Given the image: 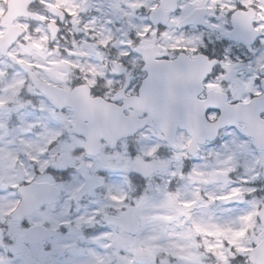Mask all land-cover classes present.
Returning a JSON list of instances; mask_svg holds the SVG:
<instances>
[{
	"label": "flooded vegetation",
	"instance_id": "flooded-vegetation-1",
	"mask_svg": "<svg viewBox=\"0 0 264 264\" xmlns=\"http://www.w3.org/2000/svg\"><path fill=\"white\" fill-rule=\"evenodd\" d=\"M119 1L49 0L55 7L48 8L41 5L40 0H16L13 6L18 4V14L13 18L9 16V21L8 14L4 16L8 10V0H0V40L10 25L15 26L13 32L17 34L12 43H0V92L4 90L7 95L4 97L0 94V107L16 108L19 105L23 109L34 108L37 111L41 101L53 107L57 114L68 115L70 122L61 126L57 137L52 139L69 140L73 136L79 142L77 151L80 157H83V153L84 157L90 158L113 153L122 142H131L150 127L158 131V126L149 118L136 135L120 139L113 147L100 136L99 142L103 145L100 154L88 155L84 150V137L68 130L78 121L73 104H85L87 110L99 113L98 118L101 113L143 117L147 111L155 109L171 113L165 114V118L169 121L167 124L177 130L176 137L170 147L160 134V144L155 149L159 151L155 155L165 157L168 151L179 146L180 134H184L186 140L178 156L179 170L183 168L185 156L195 160V156L204 148L220 145L224 132L244 141L245 148L249 147L261 160L264 150L256 148L254 139L241 128H254L253 125H247L264 120V99L257 101L256 105L248 104L252 98L264 94V49L253 53L248 51L244 43L237 41L250 35L248 23L253 28L257 21L264 24V0H135L134 4L146 5L150 11L142 7L131 9V0ZM112 2L114 4H110ZM220 4H235L237 8H242L235 19L247 23L232 33L233 47L230 54L224 53L225 46L229 44L228 39L209 45L207 53L203 48L197 51L199 33H204L207 41L209 35L216 40L217 34L223 30L232 31L234 18L231 13L225 17ZM245 4L247 7H244ZM212 7L215 8V16L211 15ZM66 8L74 14L68 16ZM127 8L131 11L132 22L131 15L125 14ZM224 12H227V7ZM53 13L56 23L51 19ZM41 16L49 19L41 21ZM225 19L227 24L224 23ZM161 25L167 30L163 31L162 28L161 32L153 31ZM213 25L217 27L213 28ZM130 27L131 32L128 33ZM145 32L147 35H144ZM137 33L141 37L138 38ZM254 47L260 48L258 44ZM138 48H145L144 58ZM56 56H59L58 59ZM196 57L204 59L195 63L192 61L189 66L186 61ZM205 65L209 70L200 85L201 68L204 69ZM40 80L48 85L52 94L47 95L39 90ZM143 84L145 89L140 93ZM209 94H212L210 102L213 106L205 110L208 121H214L219 116L221 104H239L242 114L234 124L221 128L214 140H205L192 149L189 145L190 136L183 130L184 127H190L188 124L183 125L186 118L184 113L199 111L200 104ZM93 118L95 115H86L83 122L88 123ZM132 156L134 158L137 154ZM141 159L142 164L151 163L154 166V172L148 176L150 178L159 166L151 159ZM189 169L184 170L188 172ZM169 177H165L163 189L165 197L169 196L167 205L171 210L178 211L170 214L169 218L175 220L178 215H183L179 213V208L172 205L173 198L177 199L181 179L177 175L170 196L167 185ZM32 180L37 179L19 180L17 190L19 185ZM48 181L57 184L54 178ZM133 185L131 192L139 195L135 191L138 182ZM18 193L20 201L22 194ZM261 196L264 199L262 193ZM55 202L38 206L34 212L22 216L18 221L29 219L33 214L54 206ZM32 223L48 224L27 220L23 231ZM21 236V233L17 236L18 242L31 251L26 254L27 264L39 263L42 252L50 249L49 238L30 243L21 240Z\"/></svg>",
	"mask_w": 264,
	"mask_h": 264
},
{
	"label": "rangeland",
	"instance_id": "rangeland-1",
	"mask_svg": "<svg viewBox=\"0 0 264 264\" xmlns=\"http://www.w3.org/2000/svg\"><path fill=\"white\" fill-rule=\"evenodd\" d=\"M134 2L131 0V5ZM130 13L127 8L125 14L131 15L132 22ZM0 94L7 96L4 90ZM38 107L37 111L19 105L0 107V264H27L30 250L17 240L27 220L48 223L53 231L50 249L42 252L37 264H233L234 256L242 254L247 258L249 249L259 241L262 227L256 211L263 200L261 193L264 198V185L259 182V157L249 147L246 149L241 139L224 132L220 145L204 148L195 160L190 158L197 172L219 175L213 182L201 183L200 188L213 194L239 189L233 192L232 202H217L218 206L210 207L195 205L189 213L183 201L194 198L197 184L186 176L172 203L183 215L172 220L170 214L178 211L167 205L169 196L166 200L163 183L173 171L179 175L178 156L183 151L184 134H180L179 146L163 158L155 155L161 136L152 127L131 142H122L113 153L94 158L84 157L83 153L80 157V145L73 136L67 137L69 140L52 139L61 126L70 122L69 116L57 114L41 101ZM130 148L136 150L131 152L132 158L139 153L142 158L151 157L159 166L148 178V195L139 202L131 192L134 185L127 183L132 176ZM99 168L119 169L103 175L114 193L122 189L129 196L126 203L138 205L140 229L135 235L102 222L104 214H118L125 208L119 207L120 197L115 205L106 198L97 175ZM53 178L59 186L54 206L23 221L10 219L9 213L19 201V180ZM138 186L144 187L141 183ZM253 188L258 191L248 195ZM102 230L105 236L99 235Z\"/></svg>",
	"mask_w": 264,
	"mask_h": 264
},
{
	"label": "water",
	"instance_id": "water-1",
	"mask_svg": "<svg viewBox=\"0 0 264 264\" xmlns=\"http://www.w3.org/2000/svg\"><path fill=\"white\" fill-rule=\"evenodd\" d=\"M12 2H13V0H12ZM9 4H10V2H9ZM9 7H10V11H12L11 7H13V6L10 5ZM13 11H14V9H13ZM13 14H14L13 16H15L17 13L13 12ZM6 38L9 40V42H11L14 39V35L12 34V32L8 33L3 38V41H6L7 40ZM201 59H204V58H201ZM196 62H197V60H196ZM204 75H205V73H201L200 81L202 80ZM39 88L42 91H44L46 94H49V95L52 94L51 93L52 90H49L48 86H46V85H44V86L40 85ZM230 111H231L230 108H227L226 110L224 109L222 115L218 118V120L214 124H205V125L203 124V125H199V126L194 127V128H186L187 132L190 133L192 136V141H195L197 139L203 140L206 136L209 138H214L216 135L217 129L219 127L227 125V124H233L234 121H231ZM156 114H157V112H155V111L149 112L147 118L153 117L157 123L164 125V123L167 121L163 117L164 113H159L158 117L155 118ZM187 115H188L187 113H184V117ZM199 117H200L199 120L201 121V120H203L204 115L202 113H200ZM186 121H188V120L184 119V122H186ZM134 122H136V121L131 120V126ZM144 122H145V119L143 121H139L137 124V127H132L131 131H128V128H130L128 126V123L121 122V121H119L120 125L116 126L114 128H110L109 126L98 127V128H85L84 130H86V132L84 130H82L81 132L87 138V141L85 144L86 152L90 153V154H97L99 152L101 145H98V144L95 145L93 143V141L98 142L100 136L107 139V137L102 133V131H106L109 133L115 132L114 135H107L108 137L111 136L110 142L112 144H114V141L117 138H119L120 136H125V135H128L129 133L133 134ZM249 125H251V124H248L247 126H249ZM252 125H253L254 129H251L250 126H249L250 129L249 128L247 129L246 127H242L241 129L243 131H245L246 133H248L249 135L254 137L255 144L257 147L264 149V122H263V125L256 126L257 124L255 125L254 123ZM72 130H77V129L73 128ZM97 130H99V131H98V134L96 136H94V135L92 136L89 133H87L90 131H97ZM161 130L164 133H166V138L169 141H170V139L172 140L174 130H168V129H166V127H161ZM167 133H171V135H169ZM131 169H133L134 171H136L140 174H143V176H148L149 174H151L153 172L154 167L152 165H149V164L142 166L141 160L139 158H136L131 163ZM262 170H263V178H264V162H263V169ZM21 189L23 190L24 196H23L22 203L20 204V206L12 213V217L15 219H19L22 216L28 214L37 205H39L43 202L53 200L57 194L56 188L53 185L45 183V182L44 183L43 182H41V183L33 182L29 185L22 187ZM258 218H259L261 224L264 226V203L261 205V207L258 210ZM105 220L109 223H116V224L123 226L130 233H135L138 229V226H139L138 220L136 217L135 206H132L131 209L126 210L125 213L120 215V216L107 215L105 217ZM49 235H50V231L46 227L41 226V225H32V226L28 227L25 234H23L20 238H21V240H23L25 242L33 243V242L41 241ZM260 236H261V240L249 250L248 260L251 263L264 264V228L261 230Z\"/></svg>",
	"mask_w": 264,
	"mask_h": 264
},
{
	"label": "snow or ice",
	"instance_id": "snow-or-ice-1",
	"mask_svg": "<svg viewBox=\"0 0 264 264\" xmlns=\"http://www.w3.org/2000/svg\"><path fill=\"white\" fill-rule=\"evenodd\" d=\"M40 3H41V5H44L48 8H54L55 7V5L50 3L49 0H40ZM130 6L133 8L142 7V8H145L146 11L151 10L146 5H143V4H139V5L132 4ZM152 7L154 8L155 5H153ZM225 7H227V12H224ZM244 7H247V5L245 4ZM220 10H221V13L225 17H227L228 13L232 14V17L234 18L232 31H228L227 29L223 30L222 33L217 34L216 40H213L212 36L209 35L207 38V41H205L204 33H202V32L199 33L197 36V39H199L200 43L196 49L197 51H199L201 48H203L205 50V52L207 53L209 45L215 44L217 42H223L225 39H228L229 44L225 46L224 53L225 54L231 53V50L233 47V44L231 42L232 41V33L234 31H236L238 28H242L243 25L247 22L235 19L237 12H240L243 10L242 8H237V6L235 4H229V5L220 4ZM65 12H67L68 16H72L74 14L67 8L65 9ZM210 12H211V15H213V16L216 15V11H215L214 7L210 8ZM40 19H41V21H44V20H48L49 17L41 16ZM51 19H52L53 23H56L55 13H53ZM93 19H95V18H93ZM61 23H63V19H61ZM224 23L227 24V19H225ZM247 26L251 30L250 35L247 38L238 40L237 43H244L245 46L247 47L248 51L253 52V53H255L256 51H259L260 49H264V24H261L259 21H257L256 26L254 28L251 26L250 23H248ZM58 27H59V25H58ZM149 27H151V26H149ZM216 27H217L216 25H213V28H216ZM162 28H163V26L161 25L160 27L153 29V31L154 32H161ZM166 30H167L166 28H163V31H166ZM144 35H147V32H145ZM137 37L138 38L141 37V34L137 33ZM257 44L260 46V48L254 47V45H257ZM77 83H79V82H77ZM133 151H136V150L134 148L129 149V158L130 159L132 158L131 152H133ZM156 151H159V149H157ZM136 158H139V153H137ZM145 158L151 159V157H145ZM186 168H191V171L185 172L184 169H186ZM118 171H119V169H114V168L113 169H105V168L97 169V175L99 176V179L102 182L100 187L104 190V192L106 194V198L110 199L114 205L117 203L118 197H120L119 207L131 209L132 206L130 204L126 203L129 200L128 194L122 193V189H119V188H117L116 192L114 193L112 191V184L108 183L106 176L103 175L106 172L111 173V172H118ZM186 175H187L188 179L196 182V184H197V190L193 194L194 198L191 200L183 201L184 207H185V209L188 210L189 213L191 211V208L195 205L202 206V207H210L212 205L218 206L217 202H219V204L231 203L233 192L239 191V189H235V190L229 191L226 194H213V193L209 192L206 188H200L199 185L201 183L206 184L209 182H213L216 173L215 172L209 173L207 176H205L204 173L197 172L196 167L193 164L192 160L189 159L187 156H185V158H184L183 168L181 170H179V178L184 179ZM176 178H177V173H176V171H173L170 174V177L167 181L170 196L172 195L171 189H172V185H173L174 181L176 180ZM229 178H230V175H229ZM136 182H139V183L144 185V187L142 189H139V188L135 189V191L139 193V195H137L135 197V200H136V202H139L140 200L144 199L148 195V191H149L148 177L143 176V174H138V175L130 176L127 180V183L129 186L133 185ZM245 182L247 183V181H245ZM256 191H258V189L253 188L248 192V195H251L253 192H256ZM201 192L203 194H201ZM121 193H122V196H121ZM99 235L105 236L106 234L102 230V231H100ZM233 264H249V261L247 260V258H245L241 254V255H237V256L233 257Z\"/></svg>",
	"mask_w": 264,
	"mask_h": 264
}]
</instances>
